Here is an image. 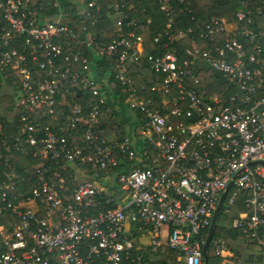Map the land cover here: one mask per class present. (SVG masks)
Returning a JSON list of instances; mask_svg holds the SVG:
<instances>
[{
	"label": "built area",
	"instance_id": "2783aa9c",
	"mask_svg": "<svg viewBox=\"0 0 264 264\" xmlns=\"http://www.w3.org/2000/svg\"><path fill=\"white\" fill-rule=\"evenodd\" d=\"M61 1L0 0V96L12 95L24 111L15 140L37 158L21 178L0 153V214L16 216L0 222V264H148L134 252L138 231L152 250L167 244L182 264H203L224 191L219 214L239 206L232 227L263 250L264 0H234L233 19L211 15L199 28L194 15L175 13L183 0H156L165 19L153 41L165 49L155 54L144 51L138 22L124 11L128 0L105 11L96 0ZM74 9L76 21L110 18L119 34L97 39L84 24L80 37L67 21ZM83 48L113 58L121 92L95 77ZM134 66L155 73L148 86L131 84ZM209 71L221 85L203 84ZM7 75L18 78L16 89ZM122 104L136 123L111 141L99 133L98 115ZM72 164L91 178L72 181Z\"/></svg>",
	"mask_w": 264,
	"mask_h": 264
},
{
	"label": "trees",
	"instance_id": "16d2710c",
	"mask_svg": "<svg viewBox=\"0 0 264 264\" xmlns=\"http://www.w3.org/2000/svg\"><path fill=\"white\" fill-rule=\"evenodd\" d=\"M104 5L103 11L109 9V5L119 0H96ZM132 4L130 9L124 8L128 18H134L138 24L133 29L142 35L143 49L149 53H160L165 48L159 46L153 41V36L161 30V26L164 22V12L159 9V5L156 0H128ZM66 0H62L61 4H66ZM175 13L179 9H183L184 13L180 14V18L188 20L191 15L195 16L196 21H191V25L200 27V24H204L209 20L211 15L223 16L226 15L230 19L234 17L235 1L234 0H183V2L174 1ZM47 9L52 12L53 8L50 5ZM187 9H190L187 10ZM47 10V11H48ZM151 18V22L147 23V17ZM75 9L67 17V21L71 24L77 34L84 37L85 31L82 30V26L85 24L87 30H97L95 38L103 39L107 41L112 37H116L117 32L113 27L110 18L96 19V25L91 24L92 16L84 15L79 21L75 20ZM103 28V30H102ZM115 30V31H114ZM82 54L89 58L90 64L93 66L95 77L98 80L106 77L112 90L121 92L120 83H118L112 74L111 64L113 62L112 57H98L95 56L93 51L89 48H83ZM11 73V72H9ZM42 75V71L39 73ZM155 73L144 67H133L131 73V84L139 88L142 84L148 86L152 81ZM206 76V77H205ZM8 79V85L12 88L17 87L18 78H12V76H6ZM220 80L218 75L209 71L203 77V84L210 85L211 87L219 86ZM16 89V88H15ZM89 92H86L88 96ZM141 94H149L147 91H141ZM93 100L90 98L79 99L82 104H87ZM113 107V106H112ZM24 111L19 107L14 97L10 94H3L0 96V153L10 161V163L19 171L21 178H24L32 173V165L37 161L36 157H32L30 152L32 146L25 143H19L15 140L16 135H19L22 124L19 122L20 115ZM63 116L59 117V120H63ZM52 119H48V122L53 126L57 122H51ZM59 121V122H60ZM99 133L103 136L109 137L112 141L113 135H117V140H121L124 131L121 129V121L118 111L113 110L102 111L98 115ZM5 141L7 146L4 147L2 142ZM77 142H80V138ZM70 186V184H69ZM21 186H18L17 190H21ZM29 191V188H25ZM239 210V206H236L229 214L220 212L216 224L214 226L213 236L207 249L208 264H222L224 260H228L233 264H264V249H257L253 243L249 242L242 233L236 228L232 227L231 222L236 216ZM16 220V216L6 211L0 214V222L8 224L9 221ZM208 232V229H207ZM140 234L138 232L130 235L135 245V253H141L145 262L148 264H182V261L178 259L179 252L170 248L167 244L158 246L155 250H152L151 245L143 244L140 242ZM215 240L223 242L226 248L231 252L230 256H223L220 254L214 243ZM139 247V248H137ZM49 264H57L54 258L51 259Z\"/></svg>",
	"mask_w": 264,
	"mask_h": 264
},
{
	"label": "crops",
	"instance_id": "0c3cea01",
	"mask_svg": "<svg viewBox=\"0 0 264 264\" xmlns=\"http://www.w3.org/2000/svg\"><path fill=\"white\" fill-rule=\"evenodd\" d=\"M112 23V21H111ZM122 105L124 106V108L122 109ZM120 106H118V109H116L119 113V118L121 121V129L124 131L125 133L130 134L131 132H126L128 129L129 131H132V125L136 123V114H134V112H132L130 109H128V107L124 104H122ZM117 135H113V138H116ZM66 173L68 174V176L71 178L72 181H81L84 179H89L91 178L90 173L86 172L84 169L80 168L77 165H71L70 170L66 171ZM100 183L102 184H107V182H102L103 179L98 180ZM133 233V232H132ZM138 233L140 234V242L141 243H146L145 241H147L145 235L146 233L142 234L141 231H138ZM227 254L228 256L231 255V252L227 249ZM56 260V259H55ZM230 261L228 260H224L222 264H229ZM231 264V262H230Z\"/></svg>",
	"mask_w": 264,
	"mask_h": 264
},
{
	"label": "water",
	"instance_id": "95a60500",
	"mask_svg": "<svg viewBox=\"0 0 264 264\" xmlns=\"http://www.w3.org/2000/svg\"><path fill=\"white\" fill-rule=\"evenodd\" d=\"M78 93H79V89H77ZM230 185V184H229ZM229 185L227 186V188L229 187ZM225 193L226 191H224L220 197V200L214 210V213H213V217H212V221H211V224L209 226V229H208V232H207V236L205 238V241H204V244H203V247H202V250H203V264H208V257H207V249H208V246H209V243L212 239V236H213V231H214V226L216 224V220L218 218V215H219V211H220V207H221V202L225 196Z\"/></svg>",
	"mask_w": 264,
	"mask_h": 264
},
{
	"label": "rangeland",
	"instance_id": "374dc122",
	"mask_svg": "<svg viewBox=\"0 0 264 264\" xmlns=\"http://www.w3.org/2000/svg\"><path fill=\"white\" fill-rule=\"evenodd\" d=\"M90 67H91L90 70L94 73V69H93V66L91 64H90ZM123 108H124V106L122 105V109ZM126 132H131V131H129V129H128ZM102 182H104V179H103ZM108 184H109V186H111V188H113V186H114V179H111ZM145 237H146L147 240L149 239L148 234H146ZM229 264H230V262H229ZM231 264H233V263L231 262Z\"/></svg>",
	"mask_w": 264,
	"mask_h": 264
}]
</instances>
